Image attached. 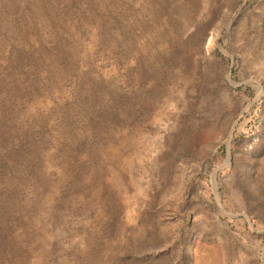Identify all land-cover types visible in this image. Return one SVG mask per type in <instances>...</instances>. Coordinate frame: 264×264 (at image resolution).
I'll return each mask as SVG.
<instances>
[{"label": "rangeland", "instance_id": "rangeland-1", "mask_svg": "<svg viewBox=\"0 0 264 264\" xmlns=\"http://www.w3.org/2000/svg\"><path fill=\"white\" fill-rule=\"evenodd\" d=\"M0 264H264V0H0Z\"/></svg>", "mask_w": 264, "mask_h": 264}]
</instances>
